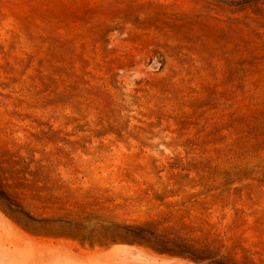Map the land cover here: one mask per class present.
<instances>
[{
  "label": "rangeland",
  "instance_id": "rangeland-1",
  "mask_svg": "<svg viewBox=\"0 0 264 264\" xmlns=\"http://www.w3.org/2000/svg\"><path fill=\"white\" fill-rule=\"evenodd\" d=\"M0 264H264V0H0Z\"/></svg>",
  "mask_w": 264,
  "mask_h": 264
}]
</instances>
